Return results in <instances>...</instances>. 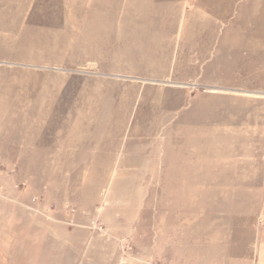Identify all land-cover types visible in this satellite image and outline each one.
Returning <instances> with one entry per match:
<instances>
[{
  "label": "rangeland",
  "instance_id": "rangeland-1",
  "mask_svg": "<svg viewBox=\"0 0 264 264\" xmlns=\"http://www.w3.org/2000/svg\"><path fill=\"white\" fill-rule=\"evenodd\" d=\"M0 264H264V0H0Z\"/></svg>",
  "mask_w": 264,
  "mask_h": 264
}]
</instances>
